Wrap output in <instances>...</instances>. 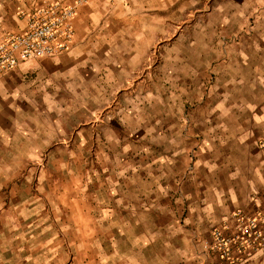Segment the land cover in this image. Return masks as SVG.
<instances>
[{
	"label": "crops",
	"instance_id": "obj_1",
	"mask_svg": "<svg viewBox=\"0 0 264 264\" xmlns=\"http://www.w3.org/2000/svg\"><path fill=\"white\" fill-rule=\"evenodd\" d=\"M52 1L55 0H0V36L5 30L19 31L25 27L21 10ZM249 3L250 10L241 9ZM185 5L182 0H89L77 8L75 38L67 53L27 62L0 76V151L5 143L25 137L27 71L35 65L39 75L36 95L39 90L41 98L42 76L47 70L53 81L67 79L72 86L73 80L74 86L97 90L106 100L114 96L115 100L107 102L103 110L107 112L105 119L110 126L116 128L124 125V118L119 115L122 96H137V100L129 101L133 110L145 111L146 105L156 110L151 102L156 78L161 74L168 83L166 93L171 101L174 95L187 92L186 80L193 74L201 79L213 77L211 92L221 86L227 95L226 105L215 102L206 108L211 112L206 121L214 135L213 140L205 139L212 143L211 180H197L194 189L188 185L173 186V158L184 164L179 168L181 173L186 166L187 134L172 133L170 129L156 138L152 136L147 139V150H137L138 165L129 182L122 180L107 190L106 200L100 204L107 208V214L84 217L85 222L106 225L99 232L91 226L84 228L82 262L69 264H95L92 257L97 255L99 264H218L219 252L210 249L214 228L231 235L237 227L233 216L236 210L250 215L264 214V0L218 2L211 8L216 16L212 24L215 34L211 39L196 35L192 40H165L167 44L159 57L162 64L157 68L151 66L149 57L157 38L169 33L173 23L186 15ZM231 9L235 11L230 12ZM203 12L201 9L196 22L202 31L207 28ZM220 17L229 30L240 17L243 19L237 29L248 25V20L253 18L252 26L246 28L256 36L249 40L243 37L235 44L240 53H231L229 49L235 46L231 44L226 45L227 53H222ZM176 26L183 30L181 25ZM176 80L180 81L176 83ZM203 90V84L196 89L199 97H203ZM139 95L143 100L138 102ZM166 107L168 119L164 124L171 128L172 110ZM199 107L203 111L204 104ZM142 135L145 146L144 138L149 133ZM155 144L161 145L163 152L156 153ZM178 190L179 207L185 206L184 215L172 213L177 201L173 200V192L176 194ZM159 207L164 208V214L157 217ZM233 258L234 264H264V248L247 252L234 249ZM4 264L24 263L16 257Z\"/></svg>",
	"mask_w": 264,
	"mask_h": 264
},
{
	"label": "rangeland",
	"instance_id": "obj_2",
	"mask_svg": "<svg viewBox=\"0 0 264 264\" xmlns=\"http://www.w3.org/2000/svg\"><path fill=\"white\" fill-rule=\"evenodd\" d=\"M220 1L182 0L186 3V15L173 23L169 33L157 38L149 64L156 68L160 64L159 57L167 44L165 40H192L196 35L211 39L215 34L213 20L214 23L216 20L211 8ZM253 1L260 3L261 0ZM201 5L204 6L201 8ZM249 6L250 3L241 9L248 11L251 9ZM201 9L207 22L203 31L196 23L202 14ZM239 19L242 21L243 18ZM222 20L220 17V22ZM252 20L250 18L246 26H252ZM240 21L235 22L230 30L227 24L221 22L219 38L223 42V54L227 53V44L235 45L243 37L249 40L256 36L246 26L237 29ZM176 25H181L183 30ZM229 51L240 53V48L231 46ZM35 68L36 65L27 71L25 137L22 135L19 137L21 140L17 137V141L5 143L0 151V262L3 264L16 257L24 264L82 262L84 228L91 226L93 231L99 232L106 225L85 222L84 217L107 214V208L100 205L106 200L107 190L122 180L129 182L138 165L137 150H147V139L152 136L156 138L170 129L172 133L180 131L187 134L186 166L181 173L179 168H183L184 164L173 158V186L188 185L190 189L197 180H211L212 143L205 139L210 137L213 140L214 135L206 121L211 113L207 109L215 102L225 105L228 102L227 95L221 90L223 87L219 86L214 93L211 92L215 81L213 77L201 79L194 74L189 76L186 80L187 92L174 95L171 101L166 93L168 83L162 78L163 74L157 76L154 100L150 99L156 110L149 105H146L145 111L133 110L129 101L137 100V96H122L119 115L124 118V125L116 128L110 126L105 119L107 112L103 110L107 102L115 100L114 96L106 100L97 90L74 86L73 80L72 86L67 79L53 81L51 72L47 70L42 76L44 88L41 98L39 90L36 95V84L39 82L36 77L39 75ZM179 81L176 80V83ZM202 84L203 97H199L196 89ZM138 97V102L143 100V96ZM164 104L172 110L171 128L164 124V120L168 119L165 116V109L168 108ZM203 104L202 111L199 106ZM136 117L141 121L137 122ZM142 119L150 122L144 123ZM144 133H149V138H144L146 147L140 138ZM176 143L179 144L178 139ZM155 149L156 153L163 152L161 145L155 144ZM162 156L158 154V157ZM173 195V200L177 201H174L172 213L184 215L185 206L179 207V190ZM163 214L164 208H157V217ZM157 223L162 224V221ZM92 261L99 264V255L93 256Z\"/></svg>",
	"mask_w": 264,
	"mask_h": 264
},
{
	"label": "built area",
	"instance_id": "obj_3",
	"mask_svg": "<svg viewBox=\"0 0 264 264\" xmlns=\"http://www.w3.org/2000/svg\"><path fill=\"white\" fill-rule=\"evenodd\" d=\"M88 1L64 3L55 0L21 10L25 27L19 31L5 30L0 36V76L27 62L67 53L75 38L77 8ZM233 216L237 227L231 235H225L218 227L212 233L210 249L219 252L221 261L218 264H234V249L247 252L264 248V214L250 215L236 210Z\"/></svg>",
	"mask_w": 264,
	"mask_h": 264
}]
</instances>
